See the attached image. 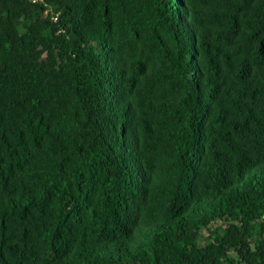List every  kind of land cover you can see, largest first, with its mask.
<instances>
[{
    "label": "trees",
    "instance_id": "trees-1",
    "mask_svg": "<svg viewBox=\"0 0 264 264\" xmlns=\"http://www.w3.org/2000/svg\"><path fill=\"white\" fill-rule=\"evenodd\" d=\"M0 264H264V0H0Z\"/></svg>",
    "mask_w": 264,
    "mask_h": 264
},
{
    "label": "rangeland",
    "instance_id": "rangeland-1",
    "mask_svg": "<svg viewBox=\"0 0 264 264\" xmlns=\"http://www.w3.org/2000/svg\"><path fill=\"white\" fill-rule=\"evenodd\" d=\"M218 224H221V221L219 220L215 225H213V227L217 226ZM209 234V231L208 230H205L203 232V237L200 239V243L203 244L204 241H205V236H207Z\"/></svg>",
    "mask_w": 264,
    "mask_h": 264
},
{
    "label": "clouds",
    "instance_id": "clouds-1",
    "mask_svg": "<svg viewBox=\"0 0 264 264\" xmlns=\"http://www.w3.org/2000/svg\"><path fill=\"white\" fill-rule=\"evenodd\" d=\"M32 1H33V0H32ZM54 19L56 20V19H57V17L55 16V17H54Z\"/></svg>",
    "mask_w": 264,
    "mask_h": 264
},
{
    "label": "built area",
    "instance_id": "built-area-1",
    "mask_svg": "<svg viewBox=\"0 0 264 264\" xmlns=\"http://www.w3.org/2000/svg\"><path fill=\"white\" fill-rule=\"evenodd\" d=\"M33 1H36V0H33Z\"/></svg>",
    "mask_w": 264,
    "mask_h": 264
}]
</instances>
